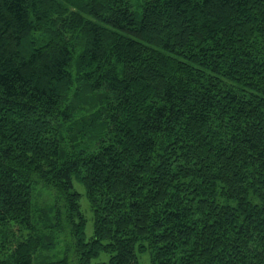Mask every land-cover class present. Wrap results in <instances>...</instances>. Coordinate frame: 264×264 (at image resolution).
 <instances>
[{"label":"trees","instance_id":"obj_1","mask_svg":"<svg viewBox=\"0 0 264 264\" xmlns=\"http://www.w3.org/2000/svg\"><path fill=\"white\" fill-rule=\"evenodd\" d=\"M146 250L264 264V0H0V264Z\"/></svg>","mask_w":264,"mask_h":264},{"label":"rangeland","instance_id":"obj_2","mask_svg":"<svg viewBox=\"0 0 264 264\" xmlns=\"http://www.w3.org/2000/svg\"><path fill=\"white\" fill-rule=\"evenodd\" d=\"M74 191L77 192L80 197V211L85 218V239L89 240L93 235V215L92 211L90 210L89 204L85 197V190L83 186L79 183L74 182ZM137 260L138 264H151V257L149 250L143 252H137Z\"/></svg>","mask_w":264,"mask_h":264}]
</instances>
